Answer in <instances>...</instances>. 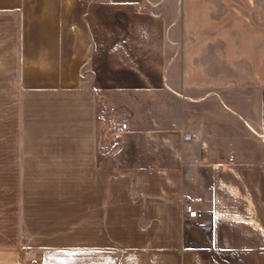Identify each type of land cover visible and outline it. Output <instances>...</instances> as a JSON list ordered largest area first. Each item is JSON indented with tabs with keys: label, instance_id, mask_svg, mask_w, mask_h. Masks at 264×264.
Masks as SVG:
<instances>
[{
	"label": "crops",
	"instance_id": "obj_1",
	"mask_svg": "<svg viewBox=\"0 0 264 264\" xmlns=\"http://www.w3.org/2000/svg\"><path fill=\"white\" fill-rule=\"evenodd\" d=\"M185 7L0 0V15L15 20L5 44L17 92L40 95L36 128L44 112L42 126L62 128L39 129L34 139L56 146L25 151L11 167L33 174L35 237L54 236L41 222L51 231L73 219L72 174H80L83 264L85 255L86 264H264V87H256V115L243 87L190 86L185 73L174 84L168 42ZM111 117L127 119L131 131L102 138ZM184 201L211 218L213 246L183 216Z\"/></svg>",
	"mask_w": 264,
	"mask_h": 264
},
{
	"label": "rangeland",
	"instance_id": "obj_2",
	"mask_svg": "<svg viewBox=\"0 0 264 264\" xmlns=\"http://www.w3.org/2000/svg\"><path fill=\"white\" fill-rule=\"evenodd\" d=\"M185 9L178 17V29L173 31L168 42L174 84L180 86L185 73L184 82L190 86L243 87L257 115L261 95L256 87H264V0H186ZM11 23L15 25L13 18L0 15V264H83L80 174H72L73 219L52 222L51 231L48 230L50 224L41 222L42 229H46L42 232L54 236L35 237L32 231L33 174H19L16 167H11L20 160L17 155L41 149V145L48 148L57 144L34 139L37 135L34 133H40V126H34L32 108L40 95L17 92L23 87L18 86L21 79L16 77V63L9 60L5 44L10 35L16 33L15 29H10ZM186 93L191 95V90ZM237 96L240 98V94ZM42 114L45 117L40 120V131L59 133L61 127L57 125L42 126L48 122L47 113ZM56 117L54 112L51 118ZM106 121L101 123L102 138L123 136L105 135ZM154 148L159 149L160 145ZM65 227L72 228L70 237L64 236L62 229ZM87 261L91 259L85 255V264Z\"/></svg>",
	"mask_w": 264,
	"mask_h": 264
},
{
	"label": "built area",
	"instance_id": "obj_3",
	"mask_svg": "<svg viewBox=\"0 0 264 264\" xmlns=\"http://www.w3.org/2000/svg\"><path fill=\"white\" fill-rule=\"evenodd\" d=\"M105 135H125L131 131L129 121L121 117H113L108 119L104 124ZM190 138L189 136L185 137ZM237 158V154H231L229 161L232 163ZM182 213L185 219L191 222L196 228L204 231L209 237V245H214L213 240V223L208 214L195 206L193 202H182Z\"/></svg>",
	"mask_w": 264,
	"mask_h": 264
}]
</instances>
